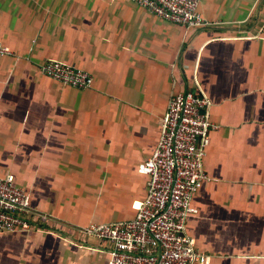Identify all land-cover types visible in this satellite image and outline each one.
<instances>
[{
	"label": "crops",
	"instance_id": "obj_1",
	"mask_svg": "<svg viewBox=\"0 0 264 264\" xmlns=\"http://www.w3.org/2000/svg\"><path fill=\"white\" fill-rule=\"evenodd\" d=\"M209 28L156 18L130 0H0V178L46 222L0 233V264H108L88 224L131 220L146 193L169 98L209 101L202 168L185 233L205 264H264V0H196ZM48 60L91 76L75 90Z\"/></svg>",
	"mask_w": 264,
	"mask_h": 264
},
{
	"label": "built area",
	"instance_id": "obj_2",
	"mask_svg": "<svg viewBox=\"0 0 264 264\" xmlns=\"http://www.w3.org/2000/svg\"><path fill=\"white\" fill-rule=\"evenodd\" d=\"M165 22L189 29L212 26L197 11L196 0H130ZM11 52L0 45V57ZM41 74L75 90L91 86V76L72 65L48 60ZM209 101L184 91L172 95L160 120L159 137L152 154L136 172L147 177L144 198L135 205L133 218L117 224H88L79 229L85 237L104 244L108 264H205L185 223L196 213L192 195L209 181L202 160L208 133L217 127L208 120ZM46 217L33 213L27 195L14 186L12 175L0 178V233L39 229Z\"/></svg>",
	"mask_w": 264,
	"mask_h": 264
}]
</instances>
